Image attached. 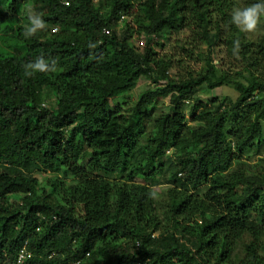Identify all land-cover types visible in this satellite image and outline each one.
I'll use <instances>...</instances> for the list:
<instances>
[{
  "label": "trees",
  "instance_id": "16d2710c",
  "mask_svg": "<svg viewBox=\"0 0 264 264\" xmlns=\"http://www.w3.org/2000/svg\"><path fill=\"white\" fill-rule=\"evenodd\" d=\"M253 2L0 0V264H264V37L230 23Z\"/></svg>",
  "mask_w": 264,
  "mask_h": 264
},
{
  "label": "clouds",
  "instance_id": "9594fccd",
  "mask_svg": "<svg viewBox=\"0 0 264 264\" xmlns=\"http://www.w3.org/2000/svg\"><path fill=\"white\" fill-rule=\"evenodd\" d=\"M65 6H70L69 0H62ZM26 14V22H24V16ZM21 22H22V35L24 38H31L35 36L38 32L46 31L48 29V24L43 18V13H38L34 9L29 8L25 12H21ZM230 23L235 25V27L242 33H252L255 32L260 24L261 18L264 17V0H255V2L247 6H233L230 12ZM124 15H122L121 20H123ZM56 32V29H52ZM139 43L143 45L145 41L143 37L139 38ZM240 40L236 39L233 41L232 52L234 56H239L240 53ZM89 47H94L90 44ZM142 47V46H139ZM57 60L45 59L44 56L37 57L35 60L26 61L22 67L24 69V75L27 77H32L35 73H55L57 68ZM151 196L155 197L156 193H150ZM20 264V262H18Z\"/></svg>",
  "mask_w": 264,
  "mask_h": 264
},
{
  "label": "rangeland",
  "instance_id": "374dc122",
  "mask_svg": "<svg viewBox=\"0 0 264 264\" xmlns=\"http://www.w3.org/2000/svg\"><path fill=\"white\" fill-rule=\"evenodd\" d=\"M145 37V36H144ZM143 37V38H144ZM252 37L254 40H257L258 38H262L264 37V22H260L257 30L255 32L252 33ZM145 41V39H143ZM140 39L139 38H132L130 40L131 44L132 45H135V46H144L141 45L139 43ZM157 50L160 52V53H164V51L166 49H163L161 47H157ZM224 55V52H220L219 53V57L221 58L222 56ZM218 57V56H217ZM150 86V81L149 79H147L146 77H142L135 90H133L131 93H130V97H132L133 99H137V96L139 95L140 92H142L143 90H145L147 87ZM239 95V92L237 91V89L235 88L234 85H226V86H222V87H218V88H215V89H212L210 87H208L207 85H204L201 87L200 91H199V96H200V99L201 100H204V101H211L213 98L215 97H218V98H222V97H230V98H234L236 99L237 96ZM53 97L51 99H48L46 101V104L47 106L49 107H52L54 110L56 109V105H57V102H56V96H54V94L52 95ZM116 101H114V99H112L111 103L112 104H115ZM188 120L190 121L191 118L189 117ZM187 147V146H185ZM179 152V151H178ZM49 174L45 173V172H40L38 175H37V181L39 183H41V181H43L45 178L48 177ZM171 187L170 184L166 183L164 180H162V183L161 184H158V185H155L153 187V190L154 192L157 194V195H163L169 188ZM249 241V238L246 236L244 237V239H241L237 245V249L235 251L236 253V256L239 258L240 256L244 255V252H245V247H246V243Z\"/></svg>",
  "mask_w": 264,
  "mask_h": 264
},
{
  "label": "built area",
  "instance_id": "2783aa9c",
  "mask_svg": "<svg viewBox=\"0 0 264 264\" xmlns=\"http://www.w3.org/2000/svg\"><path fill=\"white\" fill-rule=\"evenodd\" d=\"M31 256V253L29 252L28 248L26 246H23V248L20 250L18 262L20 264L25 263V261ZM70 264H76L74 262H71Z\"/></svg>",
  "mask_w": 264,
  "mask_h": 264
}]
</instances>
